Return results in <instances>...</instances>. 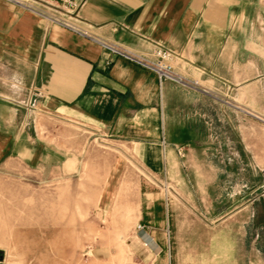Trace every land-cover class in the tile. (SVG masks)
Masks as SVG:
<instances>
[{"label": "crops", "instance_id": "1", "mask_svg": "<svg viewBox=\"0 0 264 264\" xmlns=\"http://www.w3.org/2000/svg\"><path fill=\"white\" fill-rule=\"evenodd\" d=\"M65 18L72 28L0 0V165L69 178L92 136L123 143L153 175L132 194L108 179L99 194L110 208L119 193L134 208L130 228L145 224L160 244L162 260L148 264H244L232 234L200 261L184 212L202 208L199 220L246 230L251 200L224 205L216 165L264 164V0H87ZM105 43L148 60L168 49L183 82L160 80ZM71 123L90 130L86 141ZM111 250L91 252L106 261Z\"/></svg>", "mask_w": 264, "mask_h": 264}, {"label": "rangeland", "instance_id": "2", "mask_svg": "<svg viewBox=\"0 0 264 264\" xmlns=\"http://www.w3.org/2000/svg\"><path fill=\"white\" fill-rule=\"evenodd\" d=\"M51 125L58 129L56 121ZM67 127L71 134H81L83 141L91 134L77 123ZM95 137L88 141L73 177L36 174L10 163L0 165V264H148L156 255L162 260L160 244L159 249H152L130 228L128 220L134 208L120 205L116 191L112 194L114 204L107 208L109 194L104 196V204L99 194L100 185L108 179L120 185L115 189L131 193L133 183L153 174L135 162L125 144ZM261 166L216 165L224 190L218 199L233 207L251 200L246 230L240 231L237 221L223 227L221 221L199 220L195 215L202 211L201 206L185 208L186 216L193 217L192 247L200 261L216 248L221 253L220 241L232 234L238 241L231 246L236 255H244V264H264V164ZM209 237L218 239V244L207 243ZM98 244L111 246L110 259L101 261L92 254Z\"/></svg>", "mask_w": 264, "mask_h": 264}, {"label": "built area", "instance_id": "3", "mask_svg": "<svg viewBox=\"0 0 264 264\" xmlns=\"http://www.w3.org/2000/svg\"><path fill=\"white\" fill-rule=\"evenodd\" d=\"M10 1V0H9ZM22 7L32 9L35 12L42 15L43 18H49L53 22H58L67 27L72 28L73 22H70L65 18L66 15L79 17L81 8L86 4L87 0H11ZM49 11L54 12L55 15L51 16ZM111 50L113 55L123 56L130 61H137L146 68L154 70L160 80L170 79L178 83L183 82V78L178 76L172 64L173 54L168 49H158L155 53L156 60H148L141 57L131 51L114 44L105 43ZM165 142V141H163ZM139 235L142 238L146 234H149L146 230V226L143 223H139L136 228ZM150 235V234H149ZM148 246V245H147Z\"/></svg>", "mask_w": 264, "mask_h": 264}, {"label": "bare ground", "instance_id": "4", "mask_svg": "<svg viewBox=\"0 0 264 264\" xmlns=\"http://www.w3.org/2000/svg\"><path fill=\"white\" fill-rule=\"evenodd\" d=\"M144 238V243L148 245L149 247L153 248L154 250L159 249V246L156 244L154 239L152 238L151 235L146 234L143 236Z\"/></svg>", "mask_w": 264, "mask_h": 264}]
</instances>
